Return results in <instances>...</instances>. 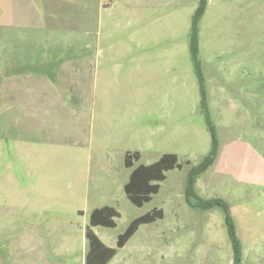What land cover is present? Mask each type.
Segmentation results:
<instances>
[{
    "label": "rangeland",
    "instance_id": "rangeland-1",
    "mask_svg": "<svg viewBox=\"0 0 264 264\" xmlns=\"http://www.w3.org/2000/svg\"><path fill=\"white\" fill-rule=\"evenodd\" d=\"M1 1L0 46L12 50L5 62L0 52V89L26 74L12 66L26 60L16 47L61 48L75 39L92 46V58L78 74L91 96L87 115L50 117L31 147L22 138L30 118L14 115L13 106L5 111L0 100V264H86L90 211L103 204L120 213L116 228L97 229L112 248L133 219L155 209L165 214L142 226L111 264H234L224 210L187 201L192 169L213 150L209 122L218 154L195 193L228 204L243 264H264V0H207L197 23L205 108L191 52L202 0H79L80 8L53 2L45 21L58 32L46 35L4 28L14 21ZM67 16L76 28L83 23L82 38L60 33ZM59 125L76 143L46 141ZM127 152H140L135 167L176 154L183 168L167 172L159 193L137 207L123 185L132 171Z\"/></svg>",
    "mask_w": 264,
    "mask_h": 264
},
{
    "label": "crops",
    "instance_id": "crops-1",
    "mask_svg": "<svg viewBox=\"0 0 264 264\" xmlns=\"http://www.w3.org/2000/svg\"><path fill=\"white\" fill-rule=\"evenodd\" d=\"M1 2L5 5H11V15L14 21L13 25H5L4 28L9 26L13 31H15L16 28H24L35 35H46L51 32H58L45 21V17L49 15L47 9L48 4L51 5L53 2H58L65 5H79L78 8H80L79 0H3ZM49 8L51 10V7ZM63 19H66L68 24L61 29L60 33L66 34L67 36H83V32L80 30L83 27V23L78 24V28H76L75 25L71 23L73 17L67 16ZM93 47L97 48V46ZM58 48L60 47H55L54 45L46 46L45 44H30L22 50L16 47L15 51H23L26 53L24 56L26 60L20 61L14 59V65L12 66L17 69L25 68L24 72L26 74L18 72L19 74L15 75L12 79H5L1 85L0 100L3 103V109L9 111L10 108L6 106H13L18 110V112H14V115L19 114L30 118V132L23 137L21 136L26 140L27 147H31L33 141H35L33 133L49 125L50 117L83 116L87 115L86 112L89 110L88 106L90 105L91 99L90 92H88L85 87L86 82L84 78L78 74L83 73L80 68L83 67L87 59L92 58L89 54L92 46L85 45L83 42L74 39L62 45L60 49ZM11 50L12 49H9L6 44L0 46V52L6 54L3 58L4 62L7 61V53ZM55 69L56 74H54ZM68 74H70V76H68ZM11 81L13 83L12 93L8 91ZM72 99L73 101L71 103L70 101ZM92 112H94V104ZM16 122L20 123L22 120H17ZM67 122L70 125L71 120L67 119ZM61 128L62 126L59 125L56 130L50 129L49 132H46V141L49 139L62 145L66 142L76 143L75 135H72L70 130L64 131ZM131 173L128 180L123 184L124 188L129 181ZM104 206L109 205L103 204L93 206L90 211V216L95 209ZM244 212L247 213L246 215H248V217L252 214L251 210H245ZM141 228L142 226L123 248L116 247L117 254L108 264H111L115 260L120 251L125 250L129 246ZM97 229L99 228H93V231L98 238L109 247L100 237V231ZM254 239L256 241V236ZM137 248L143 251L144 245L138 242Z\"/></svg>",
    "mask_w": 264,
    "mask_h": 264
},
{
    "label": "trees",
    "instance_id": "trees-1",
    "mask_svg": "<svg viewBox=\"0 0 264 264\" xmlns=\"http://www.w3.org/2000/svg\"><path fill=\"white\" fill-rule=\"evenodd\" d=\"M207 3V0L201 1V7L195 20L191 42L193 62L202 83L204 108L206 106L205 88L201 73L200 61L198 58L197 23L204 14ZM209 127L213 136V150L200 167L192 169L187 183V201L188 204L195 209L211 210L215 207H221L224 210L229 228V235L234 247V264H243L240 240L236 234L228 204L220 199L204 200L199 198L195 193V184L198 177L215 162L218 154L216 134L210 122ZM140 159V152H127L125 156V167L127 169H132V173L129 181L125 185L124 190L128 200L137 207H143L146 203L151 202L153 195L159 193L161 188L159 183L164 182L167 179V172L183 168V164L180 163L176 154H164L160 160L154 164L139 165L138 167H135V162L140 161ZM187 164H190V162H187ZM118 217H120V214L114 207L111 206H104L95 209L92 212L90 216V226L86 231V237L90 246V250L86 258L87 264H108L116 256L117 248H123L138 232L141 226L154 224L158 220L164 219L165 214L163 210L155 209L150 213L134 219L127 227L125 232L119 236L117 248H109L98 238V236L93 231V228L103 227L114 229L117 227L116 219Z\"/></svg>",
    "mask_w": 264,
    "mask_h": 264
}]
</instances>
